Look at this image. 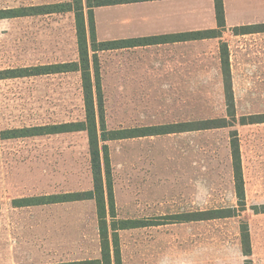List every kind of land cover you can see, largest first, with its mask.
<instances>
[{"label": "rangeland", "instance_id": "rangeland-1", "mask_svg": "<svg viewBox=\"0 0 264 264\" xmlns=\"http://www.w3.org/2000/svg\"><path fill=\"white\" fill-rule=\"evenodd\" d=\"M64 1L70 0H0V8ZM222 43L229 49L238 118L264 114V59L258 61L251 50L241 52L230 34ZM77 59L74 12L0 20V71ZM108 59L106 53L100 55L108 130L226 115L223 75L215 53L197 68L194 82L165 84L125 83L123 76L111 75ZM83 118L79 72L0 76V264L100 257L94 200L24 207L13 203L15 198L90 190L87 132L2 139L4 130ZM233 129L238 130L247 206L264 204V123L107 142L118 218L149 224L156 219L158 224L120 231L123 264H163L165 252H171L177 264H188L193 234L234 235L241 221L248 220L252 210L228 221L166 219L237 206L230 152Z\"/></svg>", "mask_w": 264, "mask_h": 264}, {"label": "trees", "instance_id": "trees-1", "mask_svg": "<svg viewBox=\"0 0 264 264\" xmlns=\"http://www.w3.org/2000/svg\"><path fill=\"white\" fill-rule=\"evenodd\" d=\"M144 0H70L56 3H46L22 6L20 8H0V20L8 18L39 16L54 13L74 12L76 20V35L78 46V59L75 61L55 64H43L20 68H9L0 71L3 79L41 76L48 74L79 72L81 76L84 118L76 121L61 123L33 125L29 127L14 128L2 131V139L30 138L37 136L62 134L70 132H87L90 168L92 173V188L86 191H71L51 193L39 196L15 198L16 207L58 204L94 200L99 226L100 257L92 259L74 260L50 264H123L120 249V231L153 225L137 219H120L117 215L113 171L108 141L183 133L200 130L231 128L236 124L247 125L264 123V114L237 116L235 95L233 89L232 70L229 49L225 43L220 46L221 72L223 75V89L226 104V115L222 117L207 118L191 121H179L159 125H147L136 128L113 129L106 128L104 97L102 91L99 50L124 47L126 41L97 42L95 34L94 7L114 5ZM218 29L197 31L188 34L173 36L177 40L204 39L221 36L225 27V12L223 0H215ZM87 10V11H86ZM259 27H245L242 30H256ZM237 29H234L236 32ZM164 38V37H163ZM162 37H148L137 39L136 43L151 44ZM230 152L234 175L235 194L237 206L217 207L193 212H183L166 216L175 222L214 220L228 217H237L247 209L242 155L238 137V130L230 132ZM253 210L264 212V205L255 206ZM243 251L251 255V241L249 225L243 220L240 224ZM246 264H252L250 259Z\"/></svg>", "mask_w": 264, "mask_h": 264}, {"label": "crops", "instance_id": "crops-1", "mask_svg": "<svg viewBox=\"0 0 264 264\" xmlns=\"http://www.w3.org/2000/svg\"><path fill=\"white\" fill-rule=\"evenodd\" d=\"M223 5L225 27L221 36L187 40H177L173 36L219 28L215 0H144L94 7L97 42L126 41L124 47L99 50V59L106 53L109 57L106 65L111 75L123 76L129 84L194 82L197 68L213 58L214 53L221 64L220 44L230 34L239 43L237 49L256 52V59L263 60L264 0H223ZM245 27L259 28L242 30ZM148 37L162 39L151 44L135 42ZM252 207L247 206L245 210H252L246 221L251 255L247 256L243 251L239 226L236 234H224L222 238L193 234L188 247V264H246L247 259L252 264H264V212H256ZM240 217L222 219L228 221ZM155 221L153 225H158ZM204 221L212 220L193 222ZM224 230L228 231V228ZM217 239L222 241L212 243ZM163 260V264H177L171 252H165Z\"/></svg>", "mask_w": 264, "mask_h": 264}]
</instances>
